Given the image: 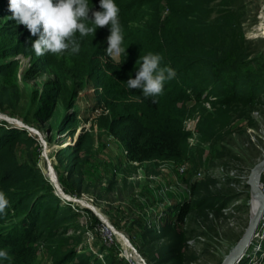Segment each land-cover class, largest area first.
Wrapping results in <instances>:
<instances>
[{"label":"rangeland","instance_id":"374dc122","mask_svg":"<svg viewBox=\"0 0 264 264\" xmlns=\"http://www.w3.org/2000/svg\"><path fill=\"white\" fill-rule=\"evenodd\" d=\"M235 1L230 8L243 15L245 39L250 42L246 55L239 59L242 72L251 75L240 77L235 88L238 92L249 78L259 86L256 95L261 101L243 87L253 103L241 106L240 113L234 109L228 126L223 116L220 123L226 127L219 130L203 124L214 114L211 101L217 96L205 93L204 100L191 103L194 112L185 126L192 138L188 156L180 162H130L122 142L109 131L110 113L92 86L71 97L70 109L60 108L55 116L43 113L51 116L46 121L37 113L41 96L60 92L59 84L67 97L72 96L81 70L63 62L60 55L37 56L22 40L17 41L22 44L17 54L5 53L3 46L17 42L0 38V140L26 135L14 146L18 163H8L10 168L19 172L29 161L60 194L61 208L68 205L76 214L70 213L71 220L63 223L62 238L77 246V258L69 264H135L136 255L144 264H221L244 235L257 203L252 204L246 183L251 169L263 159L258 160L257 153L264 156V0ZM214 69L222 77L232 76L218 63ZM211 75L209 70L197 74L212 82ZM196 81L204 90H212ZM243 114L246 118L238 120ZM199 130L211 138L202 140ZM9 159L5 157L6 162ZM207 181L212 192L229 190L240 195L228 206L241 211L198 208L185 223L176 222L177 207L197 201L193 184ZM172 248H178L177 260H161L163 254L175 251ZM248 252L251 264H264V228ZM36 264H53L50 251L42 249Z\"/></svg>","mask_w":264,"mask_h":264},{"label":"trees","instance_id":"16d2710c","mask_svg":"<svg viewBox=\"0 0 264 264\" xmlns=\"http://www.w3.org/2000/svg\"><path fill=\"white\" fill-rule=\"evenodd\" d=\"M217 1L115 0L119 7L118 18L124 37L122 46L125 48L120 62L111 61L105 54L110 26L98 28L94 35L84 38H80L77 33L76 37L80 39L81 44L79 53H51L60 55L66 64L78 65L81 73L77 76V88L69 97L62 91L61 84L60 92L43 94L38 115L48 121L47 117L51 116L44 114L55 116L60 108L70 109L71 97L74 99L92 86L97 90L96 97L105 103V110L110 113L109 131L122 142L130 162L185 160L192 138L191 132L185 126L186 120L192 118L191 113L194 112L190 107L191 103L204 100L205 93L207 97L217 96L211 101L214 114L205 118L203 124L219 130L226 127L224 123H220L223 116L228 118V126L230 115L236 113L234 109L240 113L241 106L253 103V100H249V96L243 93L246 89L243 87L247 86L248 94L253 95L250 97L261 101V97L256 95L259 86L249 82V78L243 81L242 84L247 85L241 87L238 92L235 88L240 77H251L249 72H242L243 66L239 59L240 56L246 55L250 42L245 39L241 22L243 15H237L234 9L230 8L236 1ZM88 4L92 11H102L100 0H88ZM11 15L9 0H0V38L12 43L22 40L26 43L25 47L31 48L32 42L38 36H32L25 26L18 25L11 19ZM20 48V42L3 46L5 53L17 54ZM149 52L160 54L163 57L161 66H171L176 71V76L165 82L162 94L144 98L142 90H130L126 82L130 74L135 78V72L139 68L137 61L140 56ZM215 63L223 65L226 73L232 76H220L214 69ZM200 70H209L212 73L209 77L213 79L212 82L197 76ZM196 79L203 85L211 86L212 90H204ZM219 84L222 86H218ZM152 99H156L158 103L153 104ZM212 117L215 120H212ZM242 118H246L245 114L237 119ZM199 132L202 140L211 138L202 130ZM25 137L26 135L19 133L11 135V140H0V192H3L9 201L4 213H0V250H6L9 259H0V264H36L42 249L50 251L53 264H69L77 258V246L62 238L66 233L63 223L71 220L68 215L74 211L68 205L61 208V201L55 189L45 177L41 178L39 170L28 164L29 161L19 167V172L12 171L8 164L12 161L18 163L14 146L24 141ZM263 147L261 148L264 150ZM9 156L12 160L6 162L5 157ZM257 156L260 157L258 160L264 157L261 152L257 153ZM254 163L256 160L252 161V165ZM209 184L210 181L203 185L193 184L191 190L197 201H187L183 206L177 207L176 222L185 223L189 214L198 208L212 211L231 208L236 212L241 211L239 208L228 206L230 201H237L240 195L229 190L220 191L222 193L217 190L212 192ZM222 194L227 195L220 196ZM249 197L250 195L247 198ZM215 200L218 203L225 201L226 204L220 206L214 203ZM178 241H181L179 237L177 246ZM176 250L168 252V256L167 253L163 254L161 260H177ZM251 259L252 257L244 259L242 264H251Z\"/></svg>","mask_w":264,"mask_h":264},{"label":"clouds","instance_id":"9594fccd","mask_svg":"<svg viewBox=\"0 0 264 264\" xmlns=\"http://www.w3.org/2000/svg\"><path fill=\"white\" fill-rule=\"evenodd\" d=\"M100 8L102 11H92L88 0H9L11 19L25 26L32 36H38L32 42L37 56L45 53L63 54L66 51L77 54L81 48L77 33L80 38H84L94 35L98 28L110 26L105 54L111 61L119 63L125 52L122 46V26L118 18L119 7L115 0H100ZM162 60L160 54L151 52L140 56L135 78L129 75L127 87L130 90H142L144 98L162 94L165 82L176 76L171 66H161ZM151 102L158 103L156 99ZM8 204L5 194L0 192V213H4ZM255 207H259L258 202ZM0 259H9L6 250H0Z\"/></svg>","mask_w":264,"mask_h":264},{"label":"water","instance_id":"95a60500","mask_svg":"<svg viewBox=\"0 0 264 264\" xmlns=\"http://www.w3.org/2000/svg\"><path fill=\"white\" fill-rule=\"evenodd\" d=\"M22 130L26 131V129ZM263 177L264 157L251 169L246 183V186L251 192L252 204L254 201H258L259 207H257L255 212L252 213L249 225L244 235L221 264H241L247 257V253H249L248 251L252 247L254 240L258 237L257 234L264 220V192L261 189ZM59 195L60 194L58 193L57 196Z\"/></svg>","mask_w":264,"mask_h":264},{"label":"bare ground","instance_id":"6f19581e","mask_svg":"<svg viewBox=\"0 0 264 264\" xmlns=\"http://www.w3.org/2000/svg\"><path fill=\"white\" fill-rule=\"evenodd\" d=\"M255 202H258V201H255ZM256 209H257V207H256ZM120 238L122 239V242L126 245V246H129L128 244V242L122 237V236H120ZM135 264H144L140 259H138V256L136 255L135 256Z\"/></svg>","mask_w":264,"mask_h":264},{"label":"built area","instance_id":"2783aa9c","mask_svg":"<svg viewBox=\"0 0 264 264\" xmlns=\"http://www.w3.org/2000/svg\"><path fill=\"white\" fill-rule=\"evenodd\" d=\"M261 189H262V191L264 192V179H263V182H262V184H261ZM263 228H264V220H263V223H262V225H261V228H260V230H259L257 236H260V234L263 232Z\"/></svg>","mask_w":264,"mask_h":264}]
</instances>
